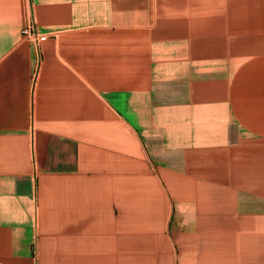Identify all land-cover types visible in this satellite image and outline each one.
<instances>
[{
	"label": "crops",
	"instance_id": "crops-1",
	"mask_svg": "<svg viewBox=\"0 0 264 264\" xmlns=\"http://www.w3.org/2000/svg\"><path fill=\"white\" fill-rule=\"evenodd\" d=\"M0 264H264V0H0Z\"/></svg>",
	"mask_w": 264,
	"mask_h": 264
},
{
	"label": "built area",
	"instance_id": "built-area-1",
	"mask_svg": "<svg viewBox=\"0 0 264 264\" xmlns=\"http://www.w3.org/2000/svg\"><path fill=\"white\" fill-rule=\"evenodd\" d=\"M22 35L25 36L26 38L36 41V40H42L43 36L36 35L34 32L30 30L29 27H25L21 31Z\"/></svg>",
	"mask_w": 264,
	"mask_h": 264
}]
</instances>
